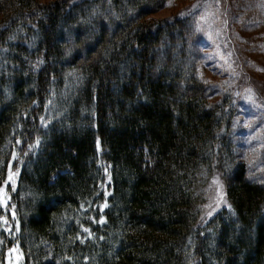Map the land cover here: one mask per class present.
Here are the masks:
<instances>
[{
	"label": "trees",
	"instance_id": "obj_1",
	"mask_svg": "<svg viewBox=\"0 0 264 264\" xmlns=\"http://www.w3.org/2000/svg\"><path fill=\"white\" fill-rule=\"evenodd\" d=\"M167 2L0 0V264H264V182Z\"/></svg>",
	"mask_w": 264,
	"mask_h": 264
},
{
	"label": "rangeland",
	"instance_id": "obj_2",
	"mask_svg": "<svg viewBox=\"0 0 264 264\" xmlns=\"http://www.w3.org/2000/svg\"><path fill=\"white\" fill-rule=\"evenodd\" d=\"M179 14L197 17L205 54L200 74L219 90L213 103L232 98L238 157L249 178L264 182V0H168L151 17ZM225 200L224 182L216 176L206 212Z\"/></svg>",
	"mask_w": 264,
	"mask_h": 264
}]
</instances>
